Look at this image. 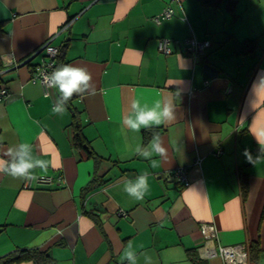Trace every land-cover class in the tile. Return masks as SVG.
I'll list each match as a JSON object with an SVG mask.
<instances>
[{
  "label": "crops",
  "instance_id": "1",
  "mask_svg": "<svg viewBox=\"0 0 264 264\" xmlns=\"http://www.w3.org/2000/svg\"><path fill=\"white\" fill-rule=\"evenodd\" d=\"M219 1L0 0V156L28 143L34 159L49 162L35 174L61 180L24 188L25 179L0 173V258H22L5 264H41L32 251L49 264H121L129 244L136 264H149L141 253L151 264H226L218 247L241 243L251 246L249 264H264V0ZM166 8L172 16L156 23ZM190 37L210 45L192 55ZM250 38L254 54L241 48ZM46 41L92 76L94 92L74 93L64 115L52 114L58 90L44 95L31 79L48 59L39 51ZM134 98L175 107L173 121L152 127L166 157L133 153L144 128L130 131L123 119ZM72 108L104 158L97 168L73 145ZM180 166L188 185L173 174ZM94 170L107 181L86 191ZM144 171L149 190L136 200L123 178Z\"/></svg>",
  "mask_w": 264,
  "mask_h": 264
},
{
  "label": "clouds",
  "instance_id": "2",
  "mask_svg": "<svg viewBox=\"0 0 264 264\" xmlns=\"http://www.w3.org/2000/svg\"><path fill=\"white\" fill-rule=\"evenodd\" d=\"M264 76L260 77L259 82L264 84ZM43 79L50 89L58 90L59 96L56 98L52 107V114L64 115L68 101L73 94L83 96L85 93L92 94L94 86L91 83L92 76L84 67H77L71 64H64L57 67L53 72L44 74ZM48 98V97H46ZM174 106L170 99H162L155 102L152 107L144 104L140 100L133 99L130 105V112L123 119L124 126L133 132H139L141 128L150 129L154 126L169 123L175 119ZM133 153L145 159H151L154 155L166 157L167 149L159 134H153L148 146H137ZM250 162L252 158L248 155ZM7 158H4V157ZM153 167L156 166L153 161ZM49 162L39 158H33L32 146L28 143H19L9 147L3 156H0V173L10 175L13 178L25 180H35L37 178L35 169L39 168L46 171ZM149 173L144 171L134 179L123 178L124 191L136 200H142L149 190ZM129 244L122 257L121 264L127 259L130 264H136L137 256L131 250ZM149 264L151 258L146 253H141Z\"/></svg>",
  "mask_w": 264,
  "mask_h": 264
},
{
  "label": "built area",
  "instance_id": "3",
  "mask_svg": "<svg viewBox=\"0 0 264 264\" xmlns=\"http://www.w3.org/2000/svg\"><path fill=\"white\" fill-rule=\"evenodd\" d=\"M172 16V10L170 8H166L162 10L161 13L157 14L153 17L154 21L156 23L161 22L164 18H169ZM186 42V51L190 54H197V53H203L206 47L210 45L209 40H202L199 41L196 38L190 37L185 40ZM169 39L167 38H159L158 39V50L163 53H169ZM44 50L45 55L48 56V59L42 63L37 64L32 68L31 71V79L37 80L40 82L42 91L44 95H48L50 92V88L45 83L43 79L44 74H48L53 72L55 67V57L59 51V47L53 46L49 43V41H46L42 44L39 51ZM7 96V90L6 89H0V101L4 99ZM215 155L220 154V150H217L214 152ZM196 163H200V159L198 158L196 160ZM173 174L175 177L180 181L183 185H188V179L186 176V168L185 167H177ZM37 178L35 180H25L24 181V188H33V187H39V186H50L53 183H60V178L54 179L50 175H39L36 174ZM122 215H124V212H121ZM204 232L208 236H215V230L212 225H202ZM219 254L222 256L224 262L226 264H249V244L248 243H241V244H234L231 246H219ZM213 255H216V251L212 252Z\"/></svg>",
  "mask_w": 264,
  "mask_h": 264
},
{
  "label": "trees",
  "instance_id": "4",
  "mask_svg": "<svg viewBox=\"0 0 264 264\" xmlns=\"http://www.w3.org/2000/svg\"><path fill=\"white\" fill-rule=\"evenodd\" d=\"M201 2L205 3V4H210V5H214V6H218L220 1L219 0H200ZM230 1V0H228ZM257 38H250V39H245L244 41L241 42V48L242 50H248L250 53H255L256 52V48H257ZM62 50L63 48L59 47V51L55 57V67H59L61 65H64L65 62L62 61L61 57H62ZM3 66L1 63V59H0V71L2 70ZM72 112V122H71V126H72V130H73V145L75 147V149L77 150H81L85 153L86 157H92L94 159V166L95 168L99 167L102 163V160H104L103 157L99 156L98 154H95L92 150L90 141L84 136L83 132H82V126L80 124V119H79V113L77 110L75 109H71ZM158 134V130L157 129H142L141 131V135H142V146H146L148 144V142L152 139L153 134ZM106 159V158H105ZM116 164H118L117 161H115ZM94 168V169H95ZM107 180L101 178L100 176H98L97 171L94 170V174L92 175L91 180L89 181V183L87 184V186L85 187V190H89L92 189L93 187H96L100 184L105 183ZM261 219H264V207L261 213ZM251 246L249 245V256L251 254ZM33 256L32 259H36L37 256L40 257V259L42 260L40 263L41 264H49V262L46 261V259L44 258V256L42 254H40L39 252H35L32 251L31 255ZM187 257L192 260L194 263L197 262V257L195 254V250H187ZM20 259H22L20 256H17L13 253L7 254L4 257L0 258V264H5V263H9V262H14V261H19Z\"/></svg>",
  "mask_w": 264,
  "mask_h": 264
},
{
  "label": "rangeland",
  "instance_id": "5",
  "mask_svg": "<svg viewBox=\"0 0 264 264\" xmlns=\"http://www.w3.org/2000/svg\"><path fill=\"white\" fill-rule=\"evenodd\" d=\"M243 1H245V0H243Z\"/></svg>",
  "mask_w": 264,
  "mask_h": 264
}]
</instances>
